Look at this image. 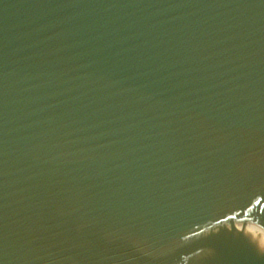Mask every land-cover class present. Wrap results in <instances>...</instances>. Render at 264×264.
<instances>
[{"label": "water", "instance_id": "95a60500", "mask_svg": "<svg viewBox=\"0 0 264 264\" xmlns=\"http://www.w3.org/2000/svg\"><path fill=\"white\" fill-rule=\"evenodd\" d=\"M0 264H264V0H0Z\"/></svg>", "mask_w": 264, "mask_h": 264}]
</instances>
